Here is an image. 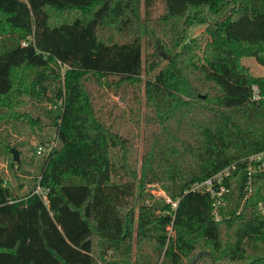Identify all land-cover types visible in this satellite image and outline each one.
Masks as SVG:
<instances>
[{
  "label": "trees",
  "instance_id": "trees-1",
  "mask_svg": "<svg viewBox=\"0 0 264 264\" xmlns=\"http://www.w3.org/2000/svg\"><path fill=\"white\" fill-rule=\"evenodd\" d=\"M154 1L0 0V123H37L21 108L48 101L60 143L37 180L46 202L0 176V264H187L200 251L194 264H264V173L243 191L245 158L264 150V75L242 63L264 65V0H163L152 16ZM204 23L198 63L196 42L183 40ZM143 42L147 72L159 65L157 42L174 52L144 84L153 129L137 166L85 80L139 83ZM0 145L11 154L1 134ZM232 163L215 220L211 196L189 187ZM155 183L176 206L153 199Z\"/></svg>",
  "mask_w": 264,
  "mask_h": 264
},
{
  "label": "rangeland",
  "instance_id": "rangeland-1",
  "mask_svg": "<svg viewBox=\"0 0 264 264\" xmlns=\"http://www.w3.org/2000/svg\"><path fill=\"white\" fill-rule=\"evenodd\" d=\"M227 10L228 7L223 8L218 17L224 15ZM163 11V0H155L151 8V15L158 16ZM208 24L210 23L192 24L187 28L183 40V43L193 44L196 42L198 48L196 49L195 61L198 63L202 62V49L206 41L209 40L206 31ZM156 44L155 59L159 61V65L154 70L147 72L145 68L147 50L143 42V62L139 83L133 85L128 83L116 84L117 77L114 75L98 78L90 74L85 80L86 88L90 92L99 118L122 137L128 139L137 166L140 164L145 148L146 137L153 129L145 116L148 108L145 103L144 84L146 80L152 78L159 68L167 64L174 52L173 50H165L160 42ZM179 48L180 46L175 51H178ZM242 63L249 67L253 75H264V65L259 64L254 58L243 57ZM59 67L61 79H63L66 67L64 65H59ZM50 107L52 108V105L48 101L36 105L35 102L28 100L21 110L28 112L32 118L37 119V123L25 119L0 123V134L5 138L7 144L18 152L19 159L16 162L13 160L12 152L11 154L7 153L5 147L0 145V176L15 194L23 195L37 188V180L44 157L52 148L60 145L56 136V128L50 125L51 116L47 112ZM39 147H41V151L37 153ZM11 162H13L12 165ZM39 188L42 189L40 186ZM149 191L153 199L160 204L166 202L167 197H169L165 187L159 183L150 185ZM168 231L170 232V230Z\"/></svg>",
  "mask_w": 264,
  "mask_h": 264
},
{
  "label": "built area",
  "instance_id": "built-area-1",
  "mask_svg": "<svg viewBox=\"0 0 264 264\" xmlns=\"http://www.w3.org/2000/svg\"><path fill=\"white\" fill-rule=\"evenodd\" d=\"M253 94L252 99L258 100L261 98L259 94L258 87L256 85L252 86ZM62 100L60 99L56 104L53 105V108L62 111ZM41 147L37 149V153H40ZM235 164H229L225 167L217 170L210 176L196 181L189 187V191H197L208 193L213 199V207H212V215L215 220H219L221 218L219 208L225 204L224 196L228 193V187L225 185V179L231 175L232 170L234 169ZM245 172L247 175L245 184L243 186L244 198H247L252 193V185H253V176L257 173H264V150H260L248 155L245 158ZM33 192L40 195V197L46 202L47 196L44 190H40L39 185ZM172 204V206H176V201L171 200L170 197H167V201ZM258 209L264 215V205L260 202L258 204ZM170 227H169V229Z\"/></svg>",
  "mask_w": 264,
  "mask_h": 264
},
{
  "label": "water",
  "instance_id": "water-1",
  "mask_svg": "<svg viewBox=\"0 0 264 264\" xmlns=\"http://www.w3.org/2000/svg\"><path fill=\"white\" fill-rule=\"evenodd\" d=\"M10 151L12 152L13 160L17 162L18 159H19L17 150H15L14 148H11ZM203 253H207V252L206 251H200V252H198L192 258V260L189 263H187V264H194L199 259V257L201 256V254H203ZM212 264H213V261H212Z\"/></svg>",
  "mask_w": 264,
  "mask_h": 264
}]
</instances>
